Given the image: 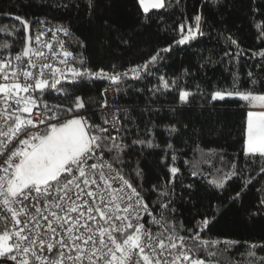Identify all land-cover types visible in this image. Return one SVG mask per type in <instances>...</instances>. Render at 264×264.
I'll list each match as a JSON object with an SVG mask.
<instances>
[{
    "label": "trees",
    "instance_id": "16d2710c",
    "mask_svg": "<svg viewBox=\"0 0 264 264\" xmlns=\"http://www.w3.org/2000/svg\"><path fill=\"white\" fill-rule=\"evenodd\" d=\"M164 3L165 7L144 13L139 0H92L91 7L89 0H0L6 29L0 52L15 54L25 47L26 28L16 16L31 23V35L41 24L66 29L79 70L121 72L144 65L171 44V51L161 53L162 59L149 64L136 79L73 80L68 72V80L61 79L43 96L53 106H71L75 96L82 97L85 109L79 115L103 127V90L114 84L124 106L123 132L115 140L123 147V164L117 166L144 196L153 216L160 219L162 214L185 237L200 231L198 221L214 216L200 236L220 244L205 250L189 239L192 255L213 264H246L251 245L258 246L257 256H264L259 247L264 245V173L259 172L264 158L245 150L250 104L240 98L213 100L212 95L216 91L264 94V56L256 55L264 50V0ZM198 14L203 35L176 45L180 25L194 26ZM183 89L190 93L187 100L180 98ZM114 155L115 150L105 151L106 159ZM172 167L179 169L174 176ZM228 176L231 179L223 189L213 183ZM241 176L255 178L240 199L231 201L229 197L243 186ZM209 252L215 256L209 257Z\"/></svg>",
    "mask_w": 264,
    "mask_h": 264
},
{
    "label": "snow or ice",
    "instance_id": "6c2138e0",
    "mask_svg": "<svg viewBox=\"0 0 264 264\" xmlns=\"http://www.w3.org/2000/svg\"><path fill=\"white\" fill-rule=\"evenodd\" d=\"M139 4L144 13L150 8L165 7L164 0H139ZM91 6L92 0H89ZM15 19L28 26V21L22 17ZM194 21V26L180 25L181 36L174 41L176 45L203 35L201 15H196ZM40 35L36 36L37 42ZM231 42L236 43L235 40ZM46 47L51 51V44ZM171 48L170 44L160 49L144 65L124 73L75 67L68 70L73 80L86 76L118 82L129 73L138 77L142 70L147 71L149 64L162 59L161 53ZM61 53L64 58L72 56L62 45ZM33 54L44 57L42 51L33 53L30 47H25L15 56V65L10 59H0V224L5 225L0 229V264H213L211 260L192 256L186 241L191 239L197 242V248L205 250L220 244L219 240L209 241L200 236V231L215 217L198 221L200 231L187 237L179 235L175 223L165 221L162 214L160 219L153 217L152 221L160 226L159 231L153 232L146 227L141 214L151 215L148 205L117 166L123 164V147L115 143L116 137L108 128L92 124L87 117L79 115V111L85 109L82 97L75 96L71 106H49L42 100L45 91L56 89L61 79L69 77L51 63L39 66L33 63ZM59 54L53 52V55ZM256 55L264 56V50ZM24 57L28 58L26 65ZM60 62L68 63L67 59ZM45 69L48 76H45ZM248 75L251 77L252 73ZM168 86L164 81V87ZM189 95L188 91H183L180 98L187 100ZM233 95L249 104L258 103L264 109V94L252 91H216L212 99L224 100ZM101 107H107L106 100ZM104 123L119 132L115 115ZM107 141L113 142L111 146ZM113 150L116 155L105 159V151L112 153ZM246 152L264 158V111L248 113ZM170 171L174 176L179 169L172 167ZM259 172L264 173V164L259 166ZM135 175L139 177L140 171L136 170ZM240 178L243 186L229 197L231 201L240 199L255 177ZM228 179L231 176L213 183L223 189ZM161 207L166 209L168 205ZM214 210L218 212L219 208L214 206ZM257 247L250 246L246 264H264V256H257ZM259 247L264 250V245ZM208 256L214 257L215 253L209 252Z\"/></svg>",
    "mask_w": 264,
    "mask_h": 264
},
{
    "label": "built area",
    "instance_id": "2783aa9c",
    "mask_svg": "<svg viewBox=\"0 0 264 264\" xmlns=\"http://www.w3.org/2000/svg\"><path fill=\"white\" fill-rule=\"evenodd\" d=\"M41 33H43V35H40ZM37 35H40L39 42L36 41ZM67 37H68L67 32L62 31L61 28L52 26L50 24H41L40 26H38L36 29H34L33 34H32L31 49L33 50V53L35 51H42L44 53V57L43 58L36 57L33 54L32 55V62L37 64L38 66L41 63H51L54 67L60 68L61 71L64 72V74L70 72L68 69H69V67H75V60H74V54L67 44ZM46 44L52 45L51 51L46 47ZM61 45L63 46V50H66V51L72 53L71 57L64 58L62 56ZM22 50H19L15 54L0 52V59H10L12 61L13 65H15V64H17V62L15 61V56L17 54L22 53ZM53 52L60 53V54L59 55H53ZM61 59H67V61H68L67 65L62 64L60 62ZM23 60H24V64L26 65L28 58L24 57ZM141 65H143V64H141ZM130 69H132V68H128L124 71H121L120 73L127 72ZM32 71L36 72L37 69H32ZM44 72H45V76L49 75V72L47 69H45ZM105 72L112 73V72H108V71H105ZM142 72H143V70L140 72L138 77L141 76ZM58 74L59 73H56L55 75H58ZM122 77H124V76H122ZM127 77H131L134 79L138 78L136 76H133L131 73H129V75ZM97 79H100V78H97ZM104 79H107V78L105 77ZM105 89H107V91H104ZM104 90H103V103L106 100L107 101V107H102V111L105 114V119H107V120H112L113 115H115L118 118L119 132H117L115 129H113L110 124H105L104 123L105 119L103 120L102 126L108 128L109 133L112 136L118 138L119 136H121V134L123 132L122 110H123L124 106L120 102L118 89L114 84L108 85L107 87L104 88ZM37 95H38V93H37ZM42 100L44 102H46L49 106H53L44 98V96L42 97ZM33 116H35V110H34ZM104 158L106 159L105 156H104ZM141 196L143 197L144 202L148 205L149 211L151 213V215H149L148 213H142L141 214L142 215V222L145 224L146 227H150L153 232L159 231L160 226L155 225L152 222L154 216L152 214L151 207L146 202V200L142 194H141ZM4 227H5V225L0 224V229H3ZM206 240H208V239H206ZM188 241L189 240L186 241L187 249L191 250V248L188 244ZM190 254L192 255V251H190ZM185 264H188V262H185Z\"/></svg>",
    "mask_w": 264,
    "mask_h": 264
},
{
    "label": "rangeland",
    "instance_id": "374dc122",
    "mask_svg": "<svg viewBox=\"0 0 264 264\" xmlns=\"http://www.w3.org/2000/svg\"><path fill=\"white\" fill-rule=\"evenodd\" d=\"M3 32H4V21H3L2 19H0V37L3 35ZM0 44H1V42H0ZM183 91H187V90L183 89V90L181 91V93H182ZM188 92H189V91H188ZM231 93H232V92H231ZM226 98H228V97L226 96ZM230 98H239V97L236 96V95H233V96H231ZM260 111H264V109L260 108V106H259L258 103L250 104V106H249V108H248V113H249V112H260ZM82 116H83V115H82ZM246 147H247V133H246ZM245 150H246V148H245Z\"/></svg>",
    "mask_w": 264,
    "mask_h": 264
},
{
    "label": "water",
    "instance_id": "95a60500",
    "mask_svg": "<svg viewBox=\"0 0 264 264\" xmlns=\"http://www.w3.org/2000/svg\"><path fill=\"white\" fill-rule=\"evenodd\" d=\"M26 28V41H25V47H30L32 44V35H31V23L28 22V26ZM30 37V40H29ZM24 47V48H25Z\"/></svg>",
    "mask_w": 264,
    "mask_h": 264
},
{
    "label": "crops",
    "instance_id": "0c3cea01",
    "mask_svg": "<svg viewBox=\"0 0 264 264\" xmlns=\"http://www.w3.org/2000/svg\"><path fill=\"white\" fill-rule=\"evenodd\" d=\"M152 8H150V10H151ZM4 26H5V24H4ZM2 40H3V35L0 37V42H2Z\"/></svg>",
    "mask_w": 264,
    "mask_h": 264
}]
</instances>
